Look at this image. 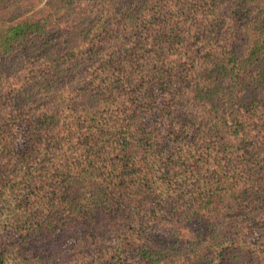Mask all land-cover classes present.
Here are the masks:
<instances>
[{
	"label": "trees",
	"instance_id": "1",
	"mask_svg": "<svg viewBox=\"0 0 264 264\" xmlns=\"http://www.w3.org/2000/svg\"><path fill=\"white\" fill-rule=\"evenodd\" d=\"M41 2L0 0V264L63 227L149 264L184 221L260 256L264 0Z\"/></svg>",
	"mask_w": 264,
	"mask_h": 264
},
{
	"label": "rangeland",
	"instance_id": "2",
	"mask_svg": "<svg viewBox=\"0 0 264 264\" xmlns=\"http://www.w3.org/2000/svg\"><path fill=\"white\" fill-rule=\"evenodd\" d=\"M46 0H42L41 6L45 5ZM59 14V13H58ZM230 228L228 219L221 225L222 229ZM212 226L198 222L184 221L176 226H165L158 222L156 224L157 235L153 237L154 254L149 259V264H264V252L256 254L250 246L240 244L239 242L224 241L219 247L209 237L212 232ZM79 228L61 229L62 234H46L44 239H38L33 242L32 249L41 262L49 261L51 264H90L98 257V253L84 254V249L80 246L81 242H76L75 233ZM216 231V230H215ZM209 238V241L207 239ZM208 242L211 244L209 245ZM112 246L113 241H108ZM258 248V245H256ZM207 247L205 251L202 248ZM209 248L212 250L210 251ZM260 258V259H259ZM32 258L24 264H34ZM143 261V260H142ZM17 262V261H16ZM16 262H14L16 264ZM19 264V263H18Z\"/></svg>",
	"mask_w": 264,
	"mask_h": 264
}]
</instances>
